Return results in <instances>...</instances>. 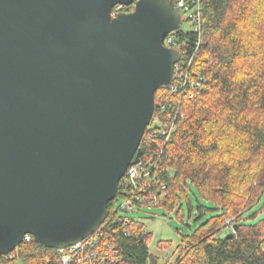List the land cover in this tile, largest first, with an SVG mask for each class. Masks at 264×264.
<instances>
[{"label": "water", "instance_id": "95a60500", "mask_svg": "<svg viewBox=\"0 0 264 264\" xmlns=\"http://www.w3.org/2000/svg\"><path fill=\"white\" fill-rule=\"evenodd\" d=\"M181 27L170 0H0V256L26 235L65 249L105 222Z\"/></svg>", "mask_w": 264, "mask_h": 264}, {"label": "trees", "instance_id": "16d2710c", "mask_svg": "<svg viewBox=\"0 0 264 264\" xmlns=\"http://www.w3.org/2000/svg\"><path fill=\"white\" fill-rule=\"evenodd\" d=\"M201 2V34L182 27L177 34L189 55L197 51L192 76L204 81L192 97L168 88L157 91L154 118L166 122L172 112L176 129L168 141L146 140L147 132L143 137L142 159L152 163L146 195L156 194L155 205L180 216L182 196L191 205V184L214 206L198 207L200 217L216 214L183 239L176 264H264V218L254 223L257 215H251L264 195V0ZM163 103L173 110L160 114ZM119 192L109 204L112 220L121 218L116 210L119 198H125L121 185ZM225 229L229 233L218 237ZM107 240L116 244L122 264H158L143 224L116 223ZM15 252L23 264H59L58 252L33 237Z\"/></svg>", "mask_w": 264, "mask_h": 264}, {"label": "built area", "instance_id": "2783aa9c", "mask_svg": "<svg viewBox=\"0 0 264 264\" xmlns=\"http://www.w3.org/2000/svg\"><path fill=\"white\" fill-rule=\"evenodd\" d=\"M138 1V0H136ZM179 8L182 15V26L184 22L189 23L190 30L201 34L202 30V2L201 0H170ZM132 7V6H130ZM127 6L117 5L113 8L112 16L116 17L121 13H128ZM177 31L170 33L164 40L163 45L172 50L179 51L180 60L174 65V76L172 83L169 87V91L173 94L179 92L190 94L192 97V91L200 88L204 77L200 76L195 78L192 76V63L196 57L197 51L191 55L188 53V46L185 40H181L178 36ZM199 45L197 46V48ZM169 109L173 110L172 105L163 103L160 105L159 113L170 112ZM177 115V110L173 111ZM172 112L169 114V118L166 122H162L160 119V125L152 126L151 124L147 127L146 140H153L155 138H165L168 141L172 134L175 132L176 118L172 117ZM154 117V116H153ZM152 163L141 159L137 164L130 166L125 174V177L121 181L122 191L124 192V203L119 207L120 210L131 213L133 212L134 206L143 207L145 205L153 206L157 204L158 196L156 194L146 195L148 187L151 184L147 183V180L151 177ZM120 187V186H119ZM120 194V192H119ZM135 222L126 217L112 220L107 217L105 222L100 228L87 237L86 239L75 243L65 249L56 250L59 254V264H122L119 249L116 244L107 240V230L112 228L116 223L129 224ZM146 230V234H147ZM32 240L31 235L24 237V242L30 243ZM23 242V243H24ZM14 249L7 255L0 256V264H11L19 259V255ZM176 254L166 255L161 264H176ZM148 264H151L150 262ZM159 264V263H158Z\"/></svg>", "mask_w": 264, "mask_h": 264}, {"label": "rangeland", "instance_id": "374dc122", "mask_svg": "<svg viewBox=\"0 0 264 264\" xmlns=\"http://www.w3.org/2000/svg\"><path fill=\"white\" fill-rule=\"evenodd\" d=\"M182 30L187 32L190 30V25L187 22H184ZM159 118H154L152 121V126L160 125ZM148 133V132H147ZM146 134V132H145ZM148 136V134H146ZM187 195L190 198V203L187 199L183 198V209L181 215L184 218H181V215L178 216L177 212H170L168 209L160 207L158 205H145L143 207L134 206L133 212L128 213L124 210H120L119 207L124 203L123 198H119L116 210L118 216L129 218L132 221L143 224L149 234L152 236V241L149 246L150 254L159 259L158 263L161 264L163 258L168 254H176L178 257L177 249L182 246L183 239L193 235L199 227L205 223L211 216L215 215V212L207 211L204 216L200 217L199 206H204L206 208H214L212 204L204 201L199 197L198 191L190 184V187L187 190ZM193 207V211L192 208ZM264 207V195L261 202L258 206L251 210V215L255 214V219L252 222H257L260 219L264 218V212L262 211ZM200 217V218H199ZM230 224V220L227 222ZM229 233V229L222 230L218 237H224ZM235 234V233H234ZM161 243H169L170 247L161 249ZM19 250V247L16 248V251ZM11 264H23L20 259L11 263Z\"/></svg>", "mask_w": 264, "mask_h": 264}]
</instances>
